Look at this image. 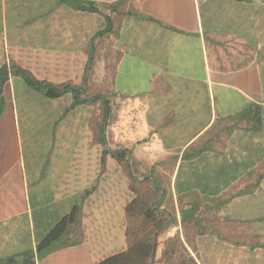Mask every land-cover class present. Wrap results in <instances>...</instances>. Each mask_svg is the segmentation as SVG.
<instances>
[{
	"label": "crops",
	"instance_id": "1",
	"mask_svg": "<svg viewBox=\"0 0 264 264\" xmlns=\"http://www.w3.org/2000/svg\"><path fill=\"white\" fill-rule=\"evenodd\" d=\"M14 66L79 90L49 97ZM4 67L0 264L125 251L147 178L177 217L155 231V264L176 234L198 264H264V0H0Z\"/></svg>",
	"mask_w": 264,
	"mask_h": 264
},
{
	"label": "trees",
	"instance_id": "2",
	"mask_svg": "<svg viewBox=\"0 0 264 264\" xmlns=\"http://www.w3.org/2000/svg\"><path fill=\"white\" fill-rule=\"evenodd\" d=\"M82 7L90 10L95 9L92 6L86 5ZM13 71L14 74L21 76L31 88L42 91L49 97H60L67 93L75 94L79 90V88L69 83L53 84L39 80L31 72L20 66H14ZM8 76V68H2L0 70V96L3 93ZM90 101L95 102L96 100ZM128 155L126 150H120L114 153V156L124 163L127 168H129ZM131 188L136 196L125 209L128 247L125 251L114 254L97 264H150L154 248V232L161 226L163 228L167 227L164 223L169 220L170 215H173V218L170 220L168 226L177 220L174 199L168 196V194H165L156 202V209L153 208V203L160 193L155 188V185H153L151 179L147 178L143 181H133ZM187 200L192 201L194 205L198 204V201L195 199L191 200L190 196L178 197L177 203L181 206ZM163 204L166 206L165 211L160 212L159 209ZM76 217L77 212L74 211L60 221L49 235L39 243V248L43 249L55 241L66 229L67 225L76 220ZM13 260V258L10 259V261ZM161 261H164L166 264H198L186 247L182 245L180 236L177 234L166 241ZM152 264H155V261Z\"/></svg>",
	"mask_w": 264,
	"mask_h": 264
},
{
	"label": "water",
	"instance_id": "3",
	"mask_svg": "<svg viewBox=\"0 0 264 264\" xmlns=\"http://www.w3.org/2000/svg\"><path fill=\"white\" fill-rule=\"evenodd\" d=\"M88 98H95V96H89ZM155 187L158 189L157 186H155ZM156 236H157V232L154 233V248H153V253H152V258H151L150 264L152 263V261H153V259L155 257V254H156V250H157V239H156Z\"/></svg>",
	"mask_w": 264,
	"mask_h": 264
}]
</instances>
